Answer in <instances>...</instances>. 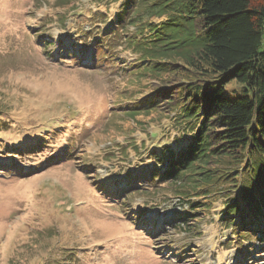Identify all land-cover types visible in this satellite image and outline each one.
Instances as JSON below:
<instances>
[{
  "label": "rangeland",
  "instance_id": "1",
  "mask_svg": "<svg viewBox=\"0 0 264 264\" xmlns=\"http://www.w3.org/2000/svg\"><path fill=\"white\" fill-rule=\"evenodd\" d=\"M155 1L0 0V264H264L263 214L222 217L238 189L144 178L186 129L165 105L132 110L189 72L136 63L130 40L160 20L146 13ZM45 135L42 151L11 154Z\"/></svg>",
  "mask_w": 264,
  "mask_h": 264
},
{
  "label": "trees",
  "instance_id": "2",
  "mask_svg": "<svg viewBox=\"0 0 264 264\" xmlns=\"http://www.w3.org/2000/svg\"><path fill=\"white\" fill-rule=\"evenodd\" d=\"M149 12L160 20L148 22L139 38L130 40L143 54L136 63L156 75L171 70L178 74L180 65L189 72H179L177 90L171 92L173 85L151 92L132 108L149 111L165 105L176 123L186 126L178 138L184 139L178 151L167 145L165 149H170L163 157L153 151L154 159L166 166L154 167L144 178L181 187L188 183L196 190L204 184L208 190L226 185L227 194L238 189L237 195L227 197L231 198L224 203L223 219L234 226L236 213L242 221L248 214L250 219L263 214L264 228V0H156L146 9ZM192 32L194 36H189ZM159 58L167 59L166 68L158 65ZM232 78L244 90L233 99L224 93ZM161 96H168L163 104ZM14 143L11 154L29 156L49 142L45 135L27 140L26 145ZM219 163L222 167L216 168ZM15 165L12 161L5 169L12 171ZM240 198L247 200L249 213ZM252 221L241 225L251 229L241 232L240 238L257 231Z\"/></svg>",
  "mask_w": 264,
  "mask_h": 264
},
{
  "label": "clouds",
  "instance_id": "3",
  "mask_svg": "<svg viewBox=\"0 0 264 264\" xmlns=\"http://www.w3.org/2000/svg\"><path fill=\"white\" fill-rule=\"evenodd\" d=\"M111 45V44H110Z\"/></svg>",
  "mask_w": 264,
  "mask_h": 264
}]
</instances>
